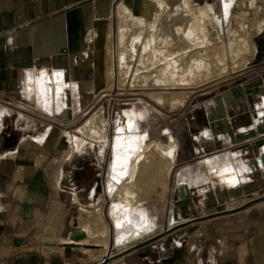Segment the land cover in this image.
<instances>
[{
    "label": "crops",
    "instance_id": "obj_1",
    "mask_svg": "<svg viewBox=\"0 0 264 264\" xmlns=\"http://www.w3.org/2000/svg\"><path fill=\"white\" fill-rule=\"evenodd\" d=\"M172 1L180 9L221 4ZM120 6L131 13L127 21ZM159 6L158 0H0V264H96L100 254L89 240L96 238L107 190L101 137L113 98L102 91L111 45L118 49L119 24L149 20ZM241 6L260 27L249 65L235 87L202 99L207 119L191 124L198 132L190 148L179 141L173 166L226 152L248 168L234 185H244L237 190L243 199L247 192L264 195V118L258 116L264 0ZM213 219L225 233L223 264H264L263 206ZM78 229L87 236L73 238Z\"/></svg>",
    "mask_w": 264,
    "mask_h": 264
},
{
    "label": "rangeland",
    "instance_id": "obj_2",
    "mask_svg": "<svg viewBox=\"0 0 264 264\" xmlns=\"http://www.w3.org/2000/svg\"><path fill=\"white\" fill-rule=\"evenodd\" d=\"M158 1L160 4V0ZM225 1L230 2L232 11L246 9L254 16L249 9L241 6L242 2L252 0ZM164 4V9L160 5L159 9L152 12L149 20H144V25L138 24L134 19L133 25L124 26L127 31L124 36L126 39L123 42L117 41L118 47H121L127 56L121 65L120 61L118 62V73H115L113 79L109 74L107 75V90L102 91L113 98L103 120V132L109 137L107 141L103 140L101 143L105 151L103 166L106 169L103 178L106 181L113 154L112 142L120 124H126L125 121L129 116L135 118L138 142L146 137L147 141H152L154 144L166 143L172 133L177 147L179 141L184 145L188 143V147H191L190 138L198 132L195 126L191 128V124L202 123L207 119V108L202 99L235 87L253 54L254 34L258 25L254 20L240 21L229 16L225 10L226 4H223L222 0L220 6L212 10L207 17H202L194 9L196 7L194 4L183 3L181 9L172 0H165ZM159 13L158 24H155V17ZM165 23H170L173 31L163 29ZM220 27L224 28L223 43L226 51L224 61H217V56L213 59L208 58L207 69H199L198 64L205 54V48L198 44L206 38L204 30H208L211 41H214ZM192 29L195 31V36L189 44L188 34ZM167 33L186 45L181 44L169 51L167 48L164 49L162 37ZM137 37L142 40L135 42L134 39ZM154 37L158 40H153ZM237 38L240 40L244 38L243 43L246 44L240 55L233 53L231 49L232 45L236 46L239 43ZM142 53L146 57L141 58ZM173 56L184 61L181 66L180 82L158 83L157 78L164 76L166 68H171L166 62L171 61ZM114 66H117L116 62ZM191 67L196 71L193 74L189 72ZM136 70L138 74L135 77ZM198 99L199 101L195 102ZM129 109L130 112L127 114L126 110ZM163 153L161 150L156 151V159L162 160ZM187 164L178 163L171 169L167 195L158 200V204L165 209L159 216L157 231L123 251H120L115 244L113 218L108 213L111 194L114 192L110 189L106 190V195L103 196L105 202L101 208L109 225V233L106 240H101L99 237L89 240L95 242V245L90 246L95 247L97 254H100L96 264H182L179 260L182 252L195 256L191 264H223L225 259L222 255L221 237L225 233L218 226V219L213 218L244 211L256 205L264 207V195L247 192L245 197L240 199L237 190L244 188V185L240 187L222 183L218 175H210L205 162L198 168L203 170L202 174L208 176L207 182L193 184L192 181L194 182L195 179L192 180V175L189 173V181L179 183L180 169ZM237 164L242 165L239 162ZM197 165L198 161H195L193 167ZM105 185H108V182ZM246 188H251L248 187V183ZM230 204L231 207L236 208L227 211ZM173 214L176 224H170Z\"/></svg>",
    "mask_w": 264,
    "mask_h": 264
},
{
    "label": "bare ground",
    "instance_id": "obj_3",
    "mask_svg": "<svg viewBox=\"0 0 264 264\" xmlns=\"http://www.w3.org/2000/svg\"><path fill=\"white\" fill-rule=\"evenodd\" d=\"M165 0H160V7L163 6ZM225 10L229 16L240 21H253L254 16L246 9H239L232 11L230 2L226 1ZM202 17H207L212 11L210 4L200 5L194 8ZM120 18L129 19L130 11L125 8L118 9ZM160 17V13L155 17V24H158L157 19ZM144 20H137L138 24L144 25ZM146 21V20H145ZM162 24V23H161ZM163 29L167 31H173L170 23L163 24ZM125 27L119 24V35L118 41H125L126 31ZM220 31L214 41L208 35V30L205 29L206 38L202 41L199 46H204L205 54L199 61V69H207L209 65V59L218 57L217 61H224L226 54L225 45L223 41L224 28L220 27ZM258 28H260L258 26ZM195 31L190 30L188 34L189 44L194 40ZM164 49L174 50L177 46H181L182 42H178L175 36L167 33L166 36L162 37ZM140 37L134 39L135 42L141 41ZM153 40L157 41L156 37ZM236 40V39H235ZM239 43L236 46L232 45V52L240 55L243 49L246 48V44L243 43L244 38H237ZM133 41V42H134ZM213 42V43H211ZM212 46H211V45ZM186 45L185 43L182 44ZM114 44L111 45L112 50V65L109 70V75L115 76L118 73V62L121 65L126 59L127 53H125L121 47L114 50ZM144 52V51H143ZM146 57L142 53L141 58ZM118 59V60H117ZM114 62L117 66H114ZM184 61L174 57L171 61H167L166 64L171 68H166L164 76H159L158 83L163 84H174L179 83L181 79V66ZM195 67V66H194ZM194 67H191L189 72L195 73ZM142 73V72H141ZM138 71L135 72V77ZM143 74V73H142ZM127 114L130 112L126 110ZM126 124H120L119 131L116 133L112 142L113 154L111 157V163L108 166L106 189L113 190L111 194V204L109 206V215L113 218V225L115 227V244L119 250L123 251L133 243L148 238L152 233L157 231L159 226V216L165 207H161L158 204L160 198H165L168 190V177L174 164L176 157V139L171 133L169 135V141L166 143L158 142L153 143L147 141L146 137H143L140 142L137 141L136 121L133 117H128L125 121ZM108 135L102 132L101 139L108 140ZM76 143L80 146L83 141L77 138ZM163 151L164 158L157 160L155 153L156 151ZM205 162L210 170V175H218L222 183L229 185H235L240 181L241 175L248 168L243 165H238V161L229 156L228 153H216L205 156L202 160L198 161L197 167H193V164H187L180 169L179 183L188 182L190 179L189 173L192 175L191 179H195L193 184H199L203 181L208 180V176L202 174L203 170L198 167ZM240 163V162H239ZM188 169L190 171H188ZM196 170V172H195ZM188 171V172H187ZM204 175V176H203ZM199 176H203L199 178ZM204 178V179H203ZM203 179V180H202ZM162 188V189H161ZM232 204H230V207ZM91 213V212H90ZM98 219L101 220L95 229L93 230L92 236L99 237L101 240H106L109 233V225L104 218L102 208H98ZM175 214L171 215L170 224H176ZM89 240L88 238L86 239ZM89 251L92 249H88ZM180 262L182 264H191L195 260V256L188 252L180 253Z\"/></svg>",
    "mask_w": 264,
    "mask_h": 264
},
{
    "label": "water",
    "instance_id": "obj_4",
    "mask_svg": "<svg viewBox=\"0 0 264 264\" xmlns=\"http://www.w3.org/2000/svg\"><path fill=\"white\" fill-rule=\"evenodd\" d=\"M86 236H87V232L82 230V229H78V230L74 231V233H73V238H75V239H79V238L86 237ZM22 241H23L22 238H18L15 240L16 243L22 242Z\"/></svg>",
    "mask_w": 264,
    "mask_h": 264
},
{
    "label": "built area",
    "instance_id": "obj_5",
    "mask_svg": "<svg viewBox=\"0 0 264 264\" xmlns=\"http://www.w3.org/2000/svg\"><path fill=\"white\" fill-rule=\"evenodd\" d=\"M226 1L222 0V3L224 4ZM258 116L260 117V119L264 118V104L259 105L258 106ZM260 164H264V155L262 157H260Z\"/></svg>",
    "mask_w": 264,
    "mask_h": 264
}]
</instances>
